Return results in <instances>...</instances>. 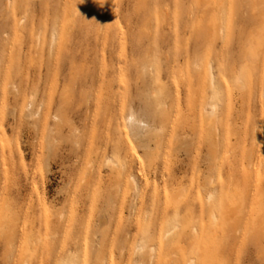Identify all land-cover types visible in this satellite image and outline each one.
<instances>
[{"label":"rangeland","instance_id":"1","mask_svg":"<svg viewBox=\"0 0 264 264\" xmlns=\"http://www.w3.org/2000/svg\"><path fill=\"white\" fill-rule=\"evenodd\" d=\"M0 264H264V0H0Z\"/></svg>","mask_w":264,"mask_h":264},{"label":"bare ground","instance_id":"2","mask_svg":"<svg viewBox=\"0 0 264 264\" xmlns=\"http://www.w3.org/2000/svg\"><path fill=\"white\" fill-rule=\"evenodd\" d=\"M129 125L135 129L144 130L150 128V124L147 121L138 119L135 115L132 114L129 115Z\"/></svg>","mask_w":264,"mask_h":264}]
</instances>
